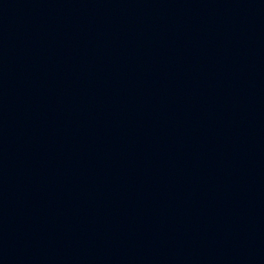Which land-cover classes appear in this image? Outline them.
I'll use <instances>...</instances> for the list:
<instances>
[{
    "label": "water",
    "instance_id": "1",
    "mask_svg": "<svg viewBox=\"0 0 264 264\" xmlns=\"http://www.w3.org/2000/svg\"><path fill=\"white\" fill-rule=\"evenodd\" d=\"M0 264H264V0H0Z\"/></svg>",
    "mask_w": 264,
    "mask_h": 264
}]
</instances>
